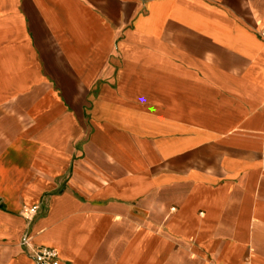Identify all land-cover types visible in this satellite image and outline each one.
Wrapping results in <instances>:
<instances>
[{
	"label": "crops",
	"instance_id": "obj_1",
	"mask_svg": "<svg viewBox=\"0 0 264 264\" xmlns=\"http://www.w3.org/2000/svg\"><path fill=\"white\" fill-rule=\"evenodd\" d=\"M37 247L264 264V0H0V264Z\"/></svg>",
	"mask_w": 264,
	"mask_h": 264
},
{
	"label": "built area",
	"instance_id": "obj_2",
	"mask_svg": "<svg viewBox=\"0 0 264 264\" xmlns=\"http://www.w3.org/2000/svg\"><path fill=\"white\" fill-rule=\"evenodd\" d=\"M22 215L28 222L32 221L35 217L34 213L31 211H24ZM24 245L28 248L33 247L32 239H26ZM33 251L35 264H60L59 251L55 248L37 247L34 248Z\"/></svg>",
	"mask_w": 264,
	"mask_h": 264
}]
</instances>
